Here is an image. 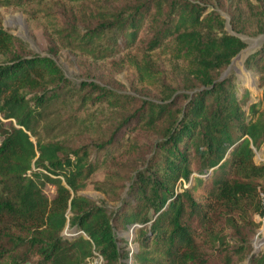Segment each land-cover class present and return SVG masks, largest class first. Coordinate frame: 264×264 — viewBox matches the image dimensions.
Instances as JSON below:
<instances>
[{
    "label": "trees",
    "instance_id": "obj_1",
    "mask_svg": "<svg viewBox=\"0 0 264 264\" xmlns=\"http://www.w3.org/2000/svg\"><path fill=\"white\" fill-rule=\"evenodd\" d=\"M41 1L0 0V7ZM70 1L81 15L57 24L60 41L98 57L141 43L180 62L188 82L179 92L166 86L146 57L133 67L142 83L164 84L153 99L73 83L0 19V224L15 246L0 260L87 264L100 257V264H124L129 251L117 232L137 225L135 264H264V246L252 253L251 245L254 216L263 213L264 163H255L254 150L264 143V44L245 62L261 89L248 103L236 77L221 76L245 44L210 0ZM244 2L264 33V0ZM242 24L232 14L231 30ZM72 101L78 108L67 121L76 127V110L91 101L125 114L95 143L67 147L42 139L48 109ZM100 169L105 181L92 182ZM91 183L117 198L114 209L81 194ZM67 225L75 233L70 238L62 235Z\"/></svg>",
    "mask_w": 264,
    "mask_h": 264
},
{
    "label": "rangeland",
    "instance_id": "obj_2",
    "mask_svg": "<svg viewBox=\"0 0 264 264\" xmlns=\"http://www.w3.org/2000/svg\"><path fill=\"white\" fill-rule=\"evenodd\" d=\"M81 1L83 4H88L94 0ZM210 1L213 8L225 20L227 29L240 37L245 44V48L232 59L221 76H235L239 83V92L242 93L243 90H248L250 99L248 103L256 102L261 95V89L258 86V75L247 69L245 62L255 49L264 44V33L258 32L260 27L258 18L252 16L249 5L244 0ZM237 12L242 16L243 24L239 26L236 32H233L230 28V19L232 14L237 15ZM80 15V6L70 0H43L39 3L30 2L23 7H0L2 27L20 39L29 52L41 56H50L60 67L64 76L73 83L91 81L114 93L153 99L157 96L159 90H162V85L164 84L160 83L152 86L142 83L133 67V61L141 62L147 57L161 71L162 80L166 86L175 88L178 92L186 86L188 77L183 70V65L169 58L165 51L158 50L148 53L141 43H136L130 48L122 49L119 53L98 57L87 54L76 47H71L65 41H60L55 33L57 24L65 20V18L69 19L72 16L77 18ZM51 51L55 52V54L51 55ZM76 108H78V103L73 101L69 104V108L66 109L58 103L53 104L48 109L47 114H45L47 117L45 121L51 122L48 123L50 126L47 129L43 127L39 129L40 137L46 141L55 140L67 147H76L84 143H95L103 138L110 127L125 114L124 110L112 109L106 103L101 104L97 103V101H91L83 109L76 110L79 119V126L76 127L67 121L70 109L73 112ZM153 138V136H149L145 140ZM254 161L257 164L264 163V143L260 149L254 150ZM105 176V169H100L92 178V182L102 183L105 181ZM263 186L264 183L262 184ZM44 192L51 197L54 190L46 186ZM81 194L92 199L96 204L104 205L111 210L117 204L115 196H107L97 191L93 183L89 184L88 190L83 191ZM254 221L259 225L251 240L252 253L259 251L263 247L259 242L264 241V226L258 215L254 216ZM136 226L134 225V227ZM14 234L20 236V238L26 235L21 232ZM74 234L68 225L62 232L65 238H70ZM133 235L131 227L117 232L118 237L126 239L127 250L129 251L128 258L124 260V264H129L131 254L132 264H135L133 254L138 252V246L132 242ZM9 237L11 235L0 224V256H8L14 252L12 249L15 246L10 243ZM257 242L259 248L255 249V243ZM120 246H125V243H121ZM26 258L24 257L23 260ZM95 260L96 258H92L87 264H95ZM33 261L34 258L30 257L27 263L18 260L17 263L13 264H33ZM0 264H10V261L3 259V261L0 260ZM242 264H248V260H245Z\"/></svg>",
    "mask_w": 264,
    "mask_h": 264
},
{
    "label": "built area",
    "instance_id": "obj_3",
    "mask_svg": "<svg viewBox=\"0 0 264 264\" xmlns=\"http://www.w3.org/2000/svg\"><path fill=\"white\" fill-rule=\"evenodd\" d=\"M258 199L261 205V209H262V215H258L260 221L262 222L263 226H264V186L260 189H258ZM134 226L131 227V230L133 229ZM102 261V259L100 257H96L95 260V264H100ZM129 264H132V254L129 257Z\"/></svg>",
    "mask_w": 264,
    "mask_h": 264
},
{
    "label": "bare ground",
    "instance_id": "obj_4",
    "mask_svg": "<svg viewBox=\"0 0 264 264\" xmlns=\"http://www.w3.org/2000/svg\"><path fill=\"white\" fill-rule=\"evenodd\" d=\"M264 242H259V244H263ZM258 245V242L257 243H255V249H258L259 248V246H257Z\"/></svg>",
    "mask_w": 264,
    "mask_h": 264
},
{
    "label": "water",
    "instance_id": "obj_5",
    "mask_svg": "<svg viewBox=\"0 0 264 264\" xmlns=\"http://www.w3.org/2000/svg\"><path fill=\"white\" fill-rule=\"evenodd\" d=\"M263 242H264V241H263ZM261 246H264V243H263Z\"/></svg>",
    "mask_w": 264,
    "mask_h": 264
}]
</instances>
